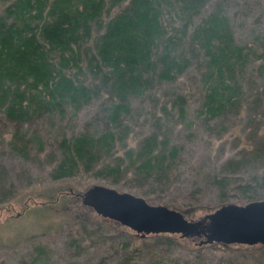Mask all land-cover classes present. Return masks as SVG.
Masks as SVG:
<instances>
[{
  "label": "rangeland",
  "instance_id": "rangeland-1",
  "mask_svg": "<svg viewBox=\"0 0 264 264\" xmlns=\"http://www.w3.org/2000/svg\"><path fill=\"white\" fill-rule=\"evenodd\" d=\"M219 3L230 18L234 45L248 54L236 70L241 103L227 106L219 116L205 117L201 109L203 66L198 59L169 87L151 84L144 94L129 98L131 127L109 157H100L90 170L55 178L60 143L81 133L98 135L110 95L75 110L65 103L61 111L16 122L0 111V264H264L260 244L219 248L199 245L202 240L193 235L140 237L81 200L92 186H104L176 210L194 224L221 206L264 200V186L259 185L264 177V74L252 73L264 62V0ZM5 5H0V16ZM163 21L168 34L179 25ZM78 66L79 73L69 66L66 74L87 85L96 83L85 59ZM176 94L184 96L181 115L179 104H169ZM151 133L177 149L166 176L115 178L101 171L104 163Z\"/></svg>",
  "mask_w": 264,
  "mask_h": 264
},
{
  "label": "trees",
  "instance_id": "trees-1",
  "mask_svg": "<svg viewBox=\"0 0 264 264\" xmlns=\"http://www.w3.org/2000/svg\"><path fill=\"white\" fill-rule=\"evenodd\" d=\"M4 4L0 111L8 121L61 111L65 103L75 110L88 100L110 95L98 135L81 133L60 143L55 178L90 170L100 157H109L131 127L129 98L144 94L151 84L169 87L198 59L203 66L199 88L204 116H219L227 106L241 103L236 70L248 54L234 45L230 18L219 0H0ZM114 7L120 9L109 16ZM163 19L179 23L172 34L166 32ZM262 44L264 49V40ZM81 59L96 75V83L87 85L79 76L66 74L69 66L79 73ZM257 69L252 73L264 74V62ZM183 97L176 94L169 102L179 104L180 115ZM166 143L157 133L145 135L121 157L104 163L101 171L115 178H162L177 150ZM259 185L264 186V177ZM211 231L210 219L203 216L189 235L204 241Z\"/></svg>",
  "mask_w": 264,
  "mask_h": 264
},
{
  "label": "water",
  "instance_id": "water-1",
  "mask_svg": "<svg viewBox=\"0 0 264 264\" xmlns=\"http://www.w3.org/2000/svg\"><path fill=\"white\" fill-rule=\"evenodd\" d=\"M82 204L98 215L117 221L137 234H178L185 237L197 228L182 214L165 206H154L129 193L94 185L81 196ZM210 235L200 243L264 245V200L243 206L227 204L207 215Z\"/></svg>",
  "mask_w": 264,
  "mask_h": 264
}]
</instances>
